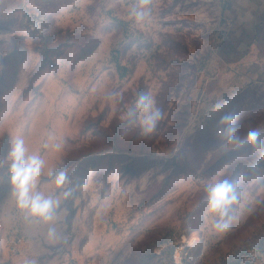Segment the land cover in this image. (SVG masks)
I'll list each match as a JSON object with an SVG mask.
<instances>
[{"label":"rangeland","instance_id":"obj_1","mask_svg":"<svg viewBox=\"0 0 264 264\" xmlns=\"http://www.w3.org/2000/svg\"><path fill=\"white\" fill-rule=\"evenodd\" d=\"M133 3L13 0L0 19V264H237L264 247V57L231 54L229 0H149L141 21ZM142 94L162 113L148 135ZM225 113L239 147L222 139ZM16 137L45 161L38 190L62 168L79 184L54 243L10 198ZM222 178L239 193L223 233L205 190Z\"/></svg>","mask_w":264,"mask_h":264},{"label":"clouds","instance_id":"obj_2","mask_svg":"<svg viewBox=\"0 0 264 264\" xmlns=\"http://www.w3.org/2000/svg\"><path fill=\"white\" fill-rule=\"evenodd\" d=\"M150 13L149 0H134L130 5L129 17L141 21ZM220 104L215 108L219 110ZM134 113H142L140 118L141 133L148 135L155 131L157 123L162 118L161 111L154 106V101L146 94H142L136 101ZM219 124L222 125V139L227 146L239 147L244 141L238 133L236 116L225 113L220 117ZM260 132L250 130L246 141L251 146H257ZM48 145H45L47 147ZM60 150L61 143L53 146ZM9 161L7 175L4 179L9 184L10 198L21 217L32 225L43 226L47 229L46 237L49 242L58 239L56 224L60 219L61 205L74 197L79 184L73 183L68 175L67 169L49 171L51 177V190L45 192L38 190V183L44 175L45 161L38 154H27V148L23 137H16L7 153ZM207 207L209 213L219 217L214 223L218 232H226L231 228L235 217L233 205L239 202V193L236 182L227 178L215 179L206 186ZM34 264V262H33Z\"/></svg>","mask_w":264,"mask_h":264},{"label":"crops","instance_id":"obj_3","mask_svg":"<svg viewBox=\"0 0 264 264\" xmlns=\"http://www.w3.org/2000/svg\"><path fill=\"white\" fill-rule=\"evenodd\" d=\"M229 3L228 16L231 23L237 27V31L230 38L239 41L235 43V47L231 46V54L245 56L254 50H251L252 47H255L257 55L264 57V0H229ZM11 6L13 0H0L1 20ZM263 59L258 62H264Z\"/></svg>","mask_w":264,"mask_h":264},{"label":"built area","instance_id":"obj_4","mask_svg":"<svg viewBox=\"0 0 264 264\" xmlns=\"http://www.w3.org/2000/svg\"><path fill=\"white\" fill-rule=\"evenodd\" d=\"M261 261H264V247L249 250L237 264H260Z\"/></svg>","mask_w":264,"mask_h":264},{"label":"trees","instance_id":"obj_5","mask_svg":"<svg viewBox=\"0 0 264 264\" xmlns=\"http://www.w3.org/2000/svg\"><path fill=\"white\" fill-rule=\"evenodd\" d=\"M41 53H42L43 57L45 58L46 54L44 52H41Z\"/></svg>","mask_w":264,"mask_h":264}]
</instances>
